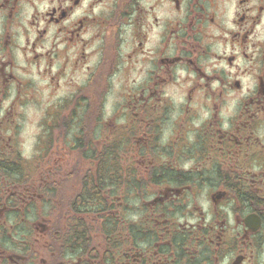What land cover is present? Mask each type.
<instances>
[{
	"label": "flooded vegetation",
	"instance_id": "1",
	"mask_svg": "<svg viewBox=\"0 0 264 264\" xmlns=\"http://www.w3.org/2000/svg\"><path fill=\"white\" fill-rule=\"evenodd\" d=\"M0 264H264V0H0Z\"/></svg>",
	"mask_w": 264,
	"mask_h": 264
},
{
	"label": "rangeland",
	"instance_id": "2",
	"mask_svg": "<svg viewBox=\"0 0 264 264\" xmlns=\"http://www.w3.org/2000/svg\"><path fill=\"white\" fill-rule=\"evenodd\" d=\"M25 154H27V151H25Z\"/></svg>",
	"mask_w": 264,
	"mask_h": 264
},
{
	"label": "bare ground",
	"instance_id": "3",
	"mask_svg": "<svg viewBox=\"0 0 264 264\" xmlns=\"http://www.w3.org/2000/svg\"><path fill=\"white\" fill-rule=\"evenodd\" d=\"M90 196V195H89Z\"/></svg>",
	"mask_w": 264,
	"mask_h": 264
}]
</instances>
